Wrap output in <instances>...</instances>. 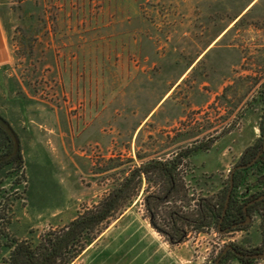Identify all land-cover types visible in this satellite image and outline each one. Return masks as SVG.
<instances>
[{"label": "rangeland", "instance_id": "obj_1", "mask_svg": "<svg viewBox=\"0 0 264 264\" xmlns=\"http://www.w3.org/2000/svg\"><path fill=\"white\" fill-rule=\"evenodd\" d=\"M1 3L11 60L0 70V114L17 133L23 160L20 169L12 165L0 173L3 241V235L8 242L36 238L94 205L119 177L116 168L104 171L115 157L169 158L213 139L184 173L192 200L170 204L194 209L197 199L225 186L244 151L260 137L264 0ZM74 27L95 43L113 34L140 41L132 44L138 51L136 77L114 83L108 74H90L101 82L82 98L62 89L57 50ZM254 183L239 186V200L264 190V183ZM151 191L143 184L131 206L74 264H213L229 244L244 250L262 245L264 222L258 215L252 227L227 234L186 226L184 239L172 242L146 212L144 198ZM224 264L242 263L230 257ZM252 264H264V258Z\"/></svg>", "mask_w": 264, "mask_h": 264}, {"label": "trees", "instance_id": "obj_2", "mask_svg": "<svg viewBox=\"0 0 264 264\" xmlns=\"http://www.w3.org/2000/svg\"><path fill=\"white\" fill-rule=\"evenodd\" d=\"M259 130L260 137L244 151L234 168L249 164L262 151L264 110ZM2 132H8L9 137L5 133L3 137ZM212 144L213 139L195 142L193 145L179 149L169 158L162 156L145 159L146 156L143 157L137 153L135 158L137 163L134 159L113 158L110 162H113L114 166L107 167L104 171L109 172L116 168L119 170L116 173L119 177L113 179L105 195L91 207L78 212L63 226L57 229L51 228L36 238L10 239L8 242V236L3 235L6 241L0 239V264H74L111 220L121 216L131 206L133 199L139 195L145 183L153 189L144 198L145 209L151 224L170 241L181 242L186 235L184 229L186 226H191L196 230L215 228L217 232L224 231L225 233L239 231V229H233V226L244 217L245 207L252 200L245 197L239 200L237 189L240 185L250 184L253 179L256 187L264 183V151L254 164L235 170L229 206L224 216L223 210L230 189V175L234 168L225 186L212 196L197 199L194 209L183 210L181 206L171 207L170 205L176 202L189 203L192 200L189 197L184 173L189 166L190 159L197 152L208 150ZM2 147L3 149L10 147V150L14 148L15 156L0 164V173L7 166L17 165L20 169L23 164L20 140L9 122L0 114V148ZM263 195L264 191L258 190L252 198L256 200ZM253 209L260 212L264 222V199L259 201ZM231 245L237 252L243 254L242 257L257 254L254 253L255 250H244L236 244ZM5 251L8 257H4ZM222 251L216 256L213 264L221 256ZM230 257L242 264H252L255 261H247L230 253L221 258L219 264H224Z\"/></svg>", "mask_w": 264, "mask_h": 264}, {"label": "crops", "instance_id": "obj_3", "mask_svg": "<svg viewBox=\"0 0 264 264\" xmlns=\"http://www.w3.org/2000/svg\"><path fill=\"white\" fill-rule=\"evenodd\" d=\"M73 22L75 23V21ZM110 23L115 24V19H112ZM8 31L0 0V70L11 60ZM82 32L83 28L76 31L75 27L73 31L66 32V37H69L67 43L64 42L60 45L62 47L57 50L59 54L58 59H56L57 74L62 89L75 90L82 98L83 95L87 97V90L92 92L96 89L95 84L101 82L99 77L90 79V74L92 76L108 74L110 76L108 78L114 83L132 80L136 77L139 68L135 65L133 59L136 56L133 55L134 52L138 53V51L133 49L132 44L133 42L137 44L140 41L131 40L129 35L117 36L113 34L107 38L102 37L95 43L93 38L85 39ZM75 35H79L78 39L72 40L71 37ZM50 41H52L51 38ZM68 75H71L72 79H69ZM83 99L87 100L86 98Z\"/></svg>", "mask_w": 264, "mask_h": 264}, {"label": "flooded vegetation", "instance_id": "obj_4", "mask_svg": "<svg viewBox=\"0 0 264 264\" xmlns=\"http://www.w3.org/2000/svg\"><path fill=\"white\" fill-rule=\"evenodd\" d=\"M4 133L2 132L3 137L5 136V134L7 135V137H9L8 132H6L5 134ZM14 156H15L14 148H13V150H10V147L7 149H3V147L0 148V164H2L4 160L9 161V160L13 159ZM261 191H264V190H261ZM255 194H256V192H251V193L246 195L245 198L251 199L252 201L246 205L245 211H244V217L242 219H239V223L237 225H234L233 229H239V231L243 230V229H248V228L252 227L255 215L260 216V212L253 209V207L256 206L257 203H259V201L253 200V198H252V196ZM263 230H264V225H263ZM225 234H227V233H225ZM229 245H231V244H229ZM263 252H264V234H263V241H262L261 247L259 249L255 250L254 253L261 254ZM230 253L235 254L232 250H228L227 253H225L221 258H223L225 255H228ZM244 254H246V253L244 252ZM239 258L247 260V261L256 260L254 258H246V257H239Z\"/></svg>", "mask_w": 264, "mask_h": 264}, {"label": "water", "instance_id": "obj_5", "mask_svg": "<svg viewBox=\"0 0 264 264\" xmlns=\"http://www.w3.org/2000/svg\"><path fill=\"white\" fill-rule=\"evenodd\" d=\"M263 151H264V144H263V149H262V151H261V152H260V153H259L254 159H253V161H251V162H250L249 164H247V165L237 166V167H235V168L232 170L231 175H230V189H229V192H228V195H227V199H226V203H225V206H224L223 216L226 214L227 208H228V206H229V199H230V196H231V191H232V189H233V174H234L235 170H236V169H239V168H246V167H248V166L254 164V163L257 161V159L262 155ZM262 199H264V195L261 196V197H259L258 199H256V201H260V200H262ZM221 221H222V219H221ZM220 233H225V232H224V231H221ZM228 250H232V251L236 254L237 257H242V256H243V254H241L240 252H237V251L233 248L232 245H227V246L223 249V251H222V253H221V256L216 260L215 264H219V262H220V260H221V257H222L225 253H227ZM246 257H250V258H254V259H263V258H264V252L261 253V254L246 255Z\"/></svg>", "mask_w": 264, "mask_h": 264}]
</instances>
